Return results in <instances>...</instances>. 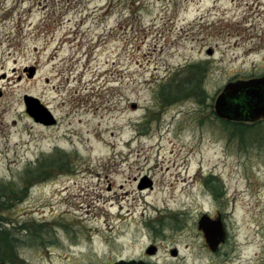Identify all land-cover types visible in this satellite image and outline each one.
Instances as JSON below:
<instances>
[{
    "label": "rangeland",
    "instance_id": "obj_1",
    "mask_svg": "<svg viewBox=\"0 0 264 264\" xmlns=\"http://www.w3.org/2000/svg\"><path fill=\"white\" fill-rule=\"evenodd\" d=\"M261 76L264 0H0L1 262L264 264V128L213 113Z\"/></svg>",
    "mask_w": 264,
    "mask_h": 264
},
{
    "label": "water",
    "instance_id": "obj_2",
    "mask_svg": "<svg viewBox=\"0 0 264 264\" xmlns=\"http://www.w3.org/2000/svg\"><path fill=\"white\" fill-rule=\"evenodd\" d=\"M210 54V51H208ZM28 77L32 78L35 68L26 69ZM26 113L44 125H53L55 120L35 98L24 97ZM214 112L220 119L229 121H246L256 122L264 119V76L252 78L246 81H237L227 83L220 94L216 97L214 103ZM142 186H138L141 188ZM198 228L203 232L205 242L212 252H216L219 245L225 242V231L218 221L211 220L207 215H203L199 222ZM147 254L154 255L155 248L147 249ZM171 256L176 257V250H171ZM4 264V263H0ZM111 264H145L142 261H125L118 260Z\"/></svg>",
    "mask_w": 264,
    "mask_h": 264
},
{
    "label": "flooded vegetation",
    "instance_id": "obj_3",
    "mask_svg": "<svg viewBox=\"0 0 264 264\" xmlns=\"http://www.w3.org/2000/svg\"><path fill=\"white\" fill-rule=\"evenodd\" d=\"M261 77H263V76H261ZM258 78H259V77H258ZM213 108H214V106H213ZM213 113L215 114L214 109H213ZM215 116H216V114H215ZM221 120H223L225 123H227V125H230L232 128H233V126L231 125V123H243V124H248V125H251V124H253V123H257L256 128H258L259 130H260L261 128H264V119H259V120H257L256 122L229 121V120H226V119H221ZM245 128H247V127H245ZM211 180H212V177H211V178L208 177L207 180H206V182H205V185H206L207 188H208V189L214 194V193H216V192H215V187L212 185ZM142 185H143V181L140 182V184H139L138 186H142ZM147 187H148V188L151 187V182L149 183V186H147ZM137 188H138V187H137ZM138 190H142V188H138ZM209 218H210V217H209ZM213 218H214V219H212V218H210V219L213 220V221H218V220H219V222L221 223V225H222V227H223V229H224V231H225V242H226V240H229V234H228V232L226 231V226H225L224 222L221 220L222 217L220 216V214H218L216 217H213ZM203 237H204V236H203ZM15 239H16V240H15ZM15 239H12V238H11L10 240H3V243L9 241V242L12 243V244H16V242L21 241V240H19V239H17V238H15ZM204 240H205V238H204ZM225 242H224V243H225ZM224 243H223V244H224ZM151 246L154 247L155 250L157 249L155 245H151ZM217 250H219V247H218ZM146 251H147V250H146ZM146 251H145L144 255H142L141 258H138V259H134V258H126V259H123V260H125V261L135 260V261H142V262H144L145 264H155V263H151V262H150L149 258H150L151 256H149V255L147 254ZM118 260H121V259L119 258ZM118 260H114V261H111V262L100 263V264H111V263H114V262H116V261H118ZM1 263H2V262H1ZM172 264H175V263H172Z\"/></svg>",
    "mask_w": 264,
    "mask_h": 264
},
{
    "label": "trees",
    "instance_id": "obj_4",
    "mask_svg": "<svg viewBox=\"0 0 264 264\" xmlns=\"http://www.w3.org/2000/svg\"><path fill=\"white\" fill-rule=\"evenodd\" d=\"M225 124H227V123H225ZM231 125L233 126V129H235L237 132H236V134L239 136V138H240V140L241 141H243V134H244V132L246 133L247 132V134H252V131H250L251 130V128H254V127H256V125H257V123H253V124H251V125H248V124H243V123H231ZM245 127H247L248 128V130L245 128ZM246 129V130H245ZM251 132V133H250ZM235 134V132H231V135H236ZM236 135V136H237ZM237 136V137H238ZM245 139H250V138H248V137H244ZM252 139V138H251ZM8 238V237H7ZM0 262H1V259H0Z\"/></svg>",
    "mask_w": 264,
    "mask_h": 264
}]
</instances>
